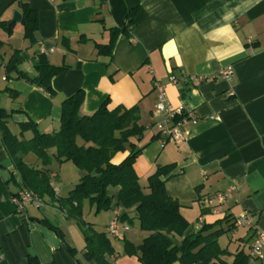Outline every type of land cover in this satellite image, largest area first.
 I'll return each instance as SVG.
<instances>
[{
	"label": "crops",
	"instance_id": "1",
	"mask_svg": "<svg viewBox=\"0 0 264 264\" xmlns=\"http://www.w3.org/2000/svg\"><path fill=\"white\" fill-rule=\"evenodd\" d=\"M18 2L38 12L39 31L35 44H30L24 39L22 23L14 24L11 36L0 28V107L23 110L9 120L11 131L19 136V125L32 120L42 133L57 132L61 104L79 90L85 93L81 107L84 117L93 115L106 100L111 110L138 106L140 125L147 131L137 143L145 148L134 167L144 193H150L148 179L158 167L174 165L172 173L162 180L191 225L184 236L196 234L204 225H213L228 215L236 220L247 213L255 226L236 227L228 233L229 243L222 244L220 238L219 245L229 251L231 257L222 258L228 263L238 252H248L256 230L264 231V0H0V23H10L15 11L21 13ZM138 5L148 18L130 38L121 35L117 39L111 57L99 56L96 44H108L109 30L122 28L128 11ZM14 50L25 58L20 69L31 75L37 53L44 54L54 66L68 67L52 81L55 98L14 79V75L6 79L5 64ZM228 66L235 70L231 80L213 78ZM171 77L181 82L171 83ZM157 85L165 86L174 109L182 108L198 120L183 127V142H168L163 136L151 140L160 133L163 122L156 113ZM5 90L18 97L13 99ZM32 137V132L23 135L25 140ZM128 155L129 151L118 153L112 163L120 164ZM54 163L48 168L53 187L58 197L65 198L84 173L79 170L78 178L60 190L55 184L59 175ZM29 165L42 168L40 160ZM232 188V198L223 205L207 203ZM22 190L0 136V264H92L83 257L85 241L76 222L48 199L42 208L32 205L25 213H18L13 198ZM110 211L113 215L103 228L85 220L97 231L107 232L118 214L120 220L126 217L121 221L131 232L137 219L135 208ZM40 219L58 220L60 224H53L63 231L65 241L35 221ZM228 227L224 223L217 228ZM108 237L115 251L109 257L112 264H141L137 257L124 254L127 232ZM136 240L131 239L134 245ZM69 247L76 250L74 255ZM250 264H264V259H251Z\"/></svg>",
	"mask_w": 264,
	"mask_h": 264
},
{
	"label": "trees",
	"instance_id": "2",
	"mask_svg": "<svg viewBox=\"0 0 264 264\" xmlns=\"http://www.w3.org/2000/svg\"><path fill=\"white\" fill-rule=\"evenodd\" d=\"M18 7L23 17L24 39L30 44H35L36 33L39 31L38 12L26 3L18 2ZM147 18L148 14L141 5L131 8L124 26L109 30L108 44H96L99 56L111 57L117 39L121 35L130 38L132 31ZM14 26L10 23H0V28L9 36L12 35ZM2 47L3 43L0 42V50ZM24 62L21 51L14 50L5 64L6 79L14 75V79L34 85L50 98H55L57 94L52 81L68 70V67L54 66L44 54L37 53L33 58L34 74L31 75L20 69ZM184 91L182 90L183 95ZM5 93L13 99L18 97V94L11 90H5ZM84 100L85 93L79 90L63 101L60 129L51 134L40 132L38 125L29 120L19 125L20 135H15L9 127V120L13 114L23 113V110L8 111L0 107V136L23 190L32 193L42 203L48 199L65 213L68 219L76 222L85 241L83 257L86 261L92 264H112L109 257L115 253L109 234L97 231L94 224L84 220L83 204L89 201L97 213L117 208L129 211L135 208L140 229L150 235L139 247L123 240L124 254L137 257L141 264H250L252 258L249 251L244 250L234 255L232 263L222 259L230 254L220 247L219 239L222 234L232 233L236 229V220L231 215L213 225H204L198 233L185 237L182 243L177 245L176 236H184L190 223L181 213L182 205L170 197L166 181L162 180V177L172 173L175 166L158 167L156 173L148 179L149 194L144 193L134 167L145 148H139L137 143L144 139L147 131L145 126L140 125L139 107H117L111 110L109 100H106L93 115L84 117L81 114ZM187 116L186 112L177 115L174 122L178 123ZM27 132L33 133L30 140L23 139ZM161 137L162 134L158 133L151 140ZM79 139L83 144L78 143ZM50 151H54L53 156ZM126 151H129V155L122 163H112L118 153ZM29 154H34L42 162V168L24 162ZM53 159L58 160L60 164L73 163L84 173L77 186L65 198L58 197L53 187V178L48 169ZM111 189L116 192H110ZM121 220H126V217L122 216ZM35 221L54 231L65 241L63 231L50 220ZM224 223L229 225L228 229L217 228ZM69 251L73 255L76 253L71 247Z\"/></svg>",
	"mask_w": 264,
	"mask_h": 264
},
{
	"label": "built area",
	"instance_id": "3",
	"mask_svg": "<svg viewBox=\"0 0 264 264\" xmlns=\"http://www.w3.org/2000/svg\"><path fill=\"white\" fill-rule=\"evenodd\" d=\"M54 1V0H49ZM234 68L232 66L224 67L222 70L220 69L217 74L213 77L214 79H223L225 81L231 80L234 75ZM170 82L174 84H179L181 80L176 79L175 77L170 78ZM158 91V100L156 105V113L163 117V122L159 124L160 133L163 138L168 142L180 143L184 140V126L193 122L196 123L197 118L187 113V117L182 121L175 123L174 118L177 115H182L184 113V109H174L169 101L167 100L165 86L157 85ZM235 189L232 188L227 192L218 193L207 200L209 205H214L217 203L218 205H223L229 199L232 198ZM13 203L17 208L18 213H25L26 210L33 206L37 208H42L43 203L36 196L32 195L27 190H22L16 197L13 198ZM248 226L253 228L255 226V222L250 214L244 213L240 217L236 219V227H244ZM130 230V226L119 219L117 214L116 219L107 227V232L112 237H119L122 233L128 232ZM249 255L252 260L261 261L264 259V231L256 230V234L249 248Z\"/></svg>",
	"mask_w": 264,
	"mask_h": 264
},
{
	"label": "rangeland",
	"instance_id": "4",
	"mask_svg": "<svg viewBox=\"0 0 264 264\" xmlns=\"http://www.w3.org/2000/svg\"><path fill=\"white\" fill-rule=\"evenodd\" d=\"M78 143L79 144H83V141L81 139H79ZM38 160H37V157L35 155L29 154V155L26 156V161L29 164H32L33 162H37ZM53 163H54L53 164V168H54V170L57 171V173L59 175V179L55 181V184L57 185L58 189L60 188V190H61L62 188H67L70 185V183H72L74 180H76L78 178L79 170L77 169V167L73 163L60 164L59 161L55 160V159H53ZM78 180L75 181V183H73V184L78 183L79 182ZM83 208H84V211H83L84 220L86 219L89 222H93V223L97 224V226L102 227V228H103V226H105L106 222H108L109 218L112 217V215H113L112 211H107V212L106 211H102L100 213H97L96 209H93V206L90 205L89 201H85L84 202ZM194 220L196 221L197 219L195 218ZM195 221H191V222L193 223ZM53 223L57 224V225L60 224L58 220L57 221H53ZM131 227H132L131 232H127V237H128L127 241L130 242L131 244H133V241H131V239L133 237H136L137 238L136 244L135 245L133 244V245L135 247H139V246H141L143 244V242L145 241V238H147L150 234L148 232H145V230L142 231L138 227L137 219H135L132 222V226ZM229 235L230 234H228V235L227 234H222V236H221L222 244L227 245L229 243V241H230L229 240V237H230ZM112 238H114V237H112ZM184 238H185V236H176L175 243L177 245H180ZM230 250L232 252H235L236 251L235 246H231ZM129 257H131V256H129ZM226 257L227 256H225L224 258L226 259ZM228 257H231V256L228 255ZM230 261L233 262L232 259H230ZM175 264H181V263L180 262H176Z\"/></svg>",
	"mask_w": 264,
	"mask_h": 264
},
{
	"label": "water",
	"instance_id": "5",
	"mask_svg": "<svg viewBox=\"0 0 264 264\" xmlns=\"http://www.w3.org/2000/svg\"><path fill=\"white\" fill-rule=\"evenodd\" d=\"M22 21H23V17L21 15V13H19L18 11H15L13 19L10 22V25H14V24H17V23H22Z\"/></svg>",
	"mask_w": 264,
	"mask_h": 264
}]
</instances>
